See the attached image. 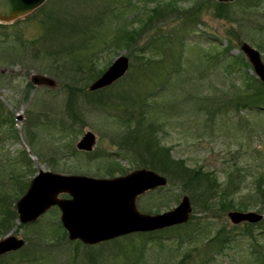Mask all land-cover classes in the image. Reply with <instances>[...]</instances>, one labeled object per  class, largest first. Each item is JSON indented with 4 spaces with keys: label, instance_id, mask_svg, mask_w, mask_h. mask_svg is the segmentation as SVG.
Segmentation results:
<instances>
[{
    "label": "rangeland",
    "instance_id": "obj_1",
    "mask_svg": "<svg viewBox=\"0 0 264 264\" xmlns=\"http://www.w3.org/2000/svg\"><path fill=\"white\" fill-rule=\"evenodd\" d=\"M170 1L46 0L30 14L0 23L7 25L0 27V196L9 194L14 210L25 191L15 199L19 189L12 179L29 184L40 170L107 178L152 169L150 160L143 159L150 120L160 144L169 147L174 158H183L187 167L212 171L222 184L233 173L236 187L219 190L218 199L234 196L236 201H248L246 193L252 191L254 180L264 176V108L223 107L243 87L244 71L256 76L250 64L247 68L238 63L235 72H226L229 58L222 49L231 41L228 53L245 59L240 46L246 42L264 62V0H234L218 11L213 2L206 3L191 18L183 13L202 0H177L178 11L169 7L129 48L112 43L116 31L139 27L152 8ZM153 45L160 49L153 50ZM118 54L129 58L126 74L109 86L89 91L87 87ZM80 57L91 58L100 71L89 81L76 67ZM33 74L45 75L55 85H33ZM141 116L145 119L138 127ZM88 130L95 134L96 144L89 152L78 151L76 142ZM156 172L166 177L167 184L136 198L140 212L171 209L187 195L195 215L188 229L195 231L199 224L197 237L205 236L210 223L213 230L225 225L226 230L242 232V223L235 229L227 218L229 210L201 215L181 182L172 185L169 175ZM252 205L230 210L264 214ZM15 222L8 233L23 238L25 244L0 255V264H178L193 247L192 242L186 243L176 251L179 237L174 227L160 232L162 244L147 242L143 254L132 245L140 247L142 236L135 233L90 247L70 241L67 234L60 241L56 206L31 223H20L16 214ZM246 237L239 236L215 257L210 256L215 246H209V254L179 264H197L204 255L207 264H249L253 257ZM259 241L264 245V235Z\"/></svg>",
    "mask_w": 264,
    "mask_h": 264
},
{
    "label": "water",
    "instance_id": "obj_2",
    "mask_svg": "<svg viewBox=\"0 0 264 264\" xmlns=\"http://www.w3.org/2000/svg\"><path fill=\"white\" fill-rule=\"evenodd\" d=\"M46 0H0V23H12L30 14ZM232 2L234 0H216ZM240 49L251 64L255 76L264 84V62L259 51L242 42ZM129 58L118 54L103 73L91 82L94 91L111 85L129 69ZM33 85L54 86L55 81L45 75L33 74ZM95 134L88 130L76 142V148L89 152L96 144ZM167 184L165 176L146 168L133 169L125 175L97 178L82 174H60L40 170L23 195L16 201L18 221H36L53 206L60 210V223L69 240L94 245L136 232H150L186 223L192 213L189 196L183 195L173 208L159 213H142L136 198L142 193ZM60 194L69 195L68 198ZM264 214L254 210H230L227 218L234 225L257 223ZM25 240L7 233L0 239V255L21 249Z\"/></svg>",
    "mask_w": 264,
    "mask_h": 264
},
{
    "label": "trees",
    "instance_id": "obj_3",
    "mask_svg": "<svg viewBox=\"0 0 264 264\" xmlns=\"http://www.w3.org/2000/svg\"><path fill=\"white\" fill-rule=\"evenodd\" d=\"M177 0H172L170 3L165 2V5L157 6L152 8L150 13L146 14L145 18L141 19V23L139 27H133L130 29H119L114 33V39L112 40V43L114 44H120L127 48L130 47V42H137L140 34L152 23L154 22V19L158 17L165 16L168 12V8H173V10H177L176 2ZM256 3L258 0H255ZM200 3H196L191 10L188 12H184L183 14L191 18V14L195 12L198 8L205 5L206 3H214L216 11L225 9L228 4L224 3H218L211 0H202L199 1ZM165 8V9H162ZM217 15L224 16L222 13ZM7 25L0 24V27H4ZM119 28V27H118ZM157 37L158 33H157ZM152 38H156V35H154ZM162 41V36L160 37ZM163 44V43H162ZM232 43L231 41L228 42L226 46L223 47V51L227 53L228 64L226 66L228 67L226 72H235L234 66L238 63L239 65L245 66L247 68L250 67L249 62L246 59H243L240 56V59L237 56H232L228 52H230V49H232ZM153 45V50H159L160 46ZM156 47V48H155ZM145 52H142L141 54H144ZM217 54V53H216ZM151 60V59H150ZM78 70L82 74H86L87 81L94 78L95 76L100 73V71H96L94 62L91 60V58L87 57H80L76 58ZM60 67V64L57 65ZM146 66H150V63ZM75 67V68H76ZM243 87L239 88V92L236 96L232 98L226 99V103L223 105V107L228 106V104L235 106L237 109H263L264 108V85L260 82L258 78H255L253 75H250L247 72H243ZM104 90H102L103 92ZM91 92L87 93L89 95ZM73 94V93H70ZM147 106V105H146ZM144 108V107H143ZM144 110V109H143ZM148 110V106H147ZM74 115V114H73ZM142 119H145L144 116L139 117L136 122L137 126H141L143 124ZM146 127L148 128V137L144 140V147H143V153L146 154V156L143 159H149L150 160V167L155 171H160L162 173H165L166 175H169L171 178L169 181L172 182V185L177 182H181V189L185 192H188L192 202L196 204L198 207V210H200L201 215H205V211H210L214 209L221 210L223 213L226 210L230 209H239V210H247L250 204H253L252 206L259 207V209L264 210V184H261L262 179L257 178L254 180L253 189L252 191L247 192L246 196L248 198V201H236V198L234 196H226L225 199L221 200L218 199L219 190L223 191L225 189L230 190V188H235V182L232 179L233 173L231 172L228 175L227 182L225 184H222L214 172L204 170L201 166L193 167H187L185 160L183 158H174L171 154V150L169 147L162 146L160 144L159 137H157L154 121L150 120L148 121ZM131 136H133L134 139L137 140V137L132 133ZM127 140L128 137H126ZM142 138V137H141ZM146 151V153H145ZM109 155V154H108ZM26 158V156H24ZM24 160V158H23ZM25 161V160H24ZM163 168L164 170H162ZM111 170V169H110ZM112 175V174H110ZM9 179H12V175H9ZM14 183L17 185L19 191L18 194L15 196V199L18 197V195L22 194L25 189L28 187V182L25 180L18 181L13 180ZM231 186V187H230ZM10 195L8 196L2 195L0 196V206L2 207V210L0 211V237L6 235L9 230L16 224V212L14 210V204L11 205L9 200ZM9 200V201H8ZM195 215L193 213L190 216V219L187 223L173 226V229H176L174 233H176L179 237L178 245L176 246V251H180L178 249L181 245L184 246L186 243H193V247L189 249L188 252H186L180 259L179 263H183L185 261H188L190 259H196L197 256H200L203 252L205 254H209L211 251L209 250V246H215L214 252H211L210 256H216L217 254L221 253L231 242L235 241L239 236L241 238L242 235L247 236L246 238L249 239V245L246 247L250 256H252L253 260L249 259V264H264V245H262L259 241V238L264 235V218L256 223H248L244 222L242 223L244 226L242 227L243 230L241 233H238L236 231L232 230H226L227 228L225 225H221L219 228H216V230L211 229L212 225L211 223L208 226L209 231L204 232V237H197L199 233H196L197 227L196 226L193 231L191 229H188L189 225L192 223L190 221L191 219H194ZM196 222V221H195ZM57 228L60 231V236L56 237V239L61 241V236L66 237V232L63 229L60 222L57 224L55 223ZM235 226L239 227V226ZM259 228L257 232L253 230V228ZM166 230V229H165ZM165 230H159V231H152V232H143V233H135L137 235H141L142 238H140V247L133 242L134 249L140 250L143 254L147 242H158V244H162V233ZM167 231V230H166ZM181 233H184V235H181ZM187 233L188 236H187ZM193 233V234H192ZM238 233V234H237ZM133 234H130L126 237H130ZM261 236V237H260ZM60 238V239H59ZM63 239V238H62ZM77 242V241H76ZM78 243H81L78 241ZM136 246H135V245ZM198 244L206 245V247H202ZM86 247H90L89 245H84ZM178 249V250H177ZM215 254V255H213ZM207 255H204L200 262L197 264H207ZM193 259V260H194ZM136 264V263H135Z\"/></svg>",
    "mask_w": 264,
    "mask_h": 264
}]
</instances>
